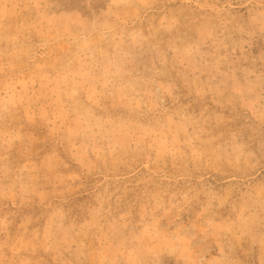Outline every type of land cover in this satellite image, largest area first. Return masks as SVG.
<instances>
[{"label": "rangeland", "instance_id": "1", "mask_svg": "<svg viewBox=\"0 0 264 264\" xmlns=\"http://www.w3.org/2000/svg\"><path fill=\"white\" fill-rule=\"evenodd\" d=\"M0 264H264V0H0Z\"/></svg>", "mask_w": 264, "mask_h": 264}]
</instances>
